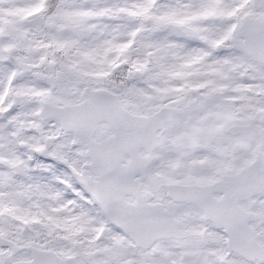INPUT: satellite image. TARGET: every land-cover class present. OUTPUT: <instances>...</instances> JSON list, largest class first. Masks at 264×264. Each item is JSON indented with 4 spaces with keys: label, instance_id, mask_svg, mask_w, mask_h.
<instances>
[{
    "label": "snow or ice",
    "instance_id": "1",
    "mask_svg": "<svg viewBox=\"0 0 264 264\" xmlns=\"http://www.w3.org/2000/svg\"><path fill=\"white\" fill-rule=\"evenodd\" d=\"M0 264H264V0H0Z\"/></svg>",
    "mask_w": 264,
    "mask_h": 264
}]
</instances>
